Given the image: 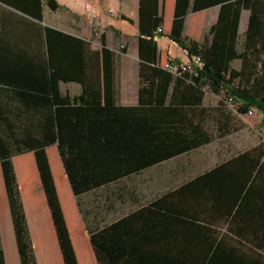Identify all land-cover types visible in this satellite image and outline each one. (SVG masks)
Wrapping results in <instances>:
<instances>
[{
    "label": "trees",
    "instance_id": "trees-1",
    "mask_svg": "<svg viewBox=\"0 0 264 264\" xmlns=\"http://www.w3.org/2000/svg\"><path fill=\"white\" fill-rule=\"evenodd\" d=\"M0 2L40 21L45 7L52 10L58 8L55 0ZM214 6L220 7V14L204 42L186 38L184 31L187 15ZM243 10H249L250 18L244 39L240 41L238 33ZM123 20L131 21L126 18ZM162 24L159 0H152L151 30L145 31L142 24L140 35L154 39L156 30ZM54 33L68 37L49 28L44 32L39 28L36 72L41 81L45 74L46 58L50 70L55 66L51 47ZM1 36L0 32V41ZM169 39L183 49L190 60L200 56L204 61V67L196 68L192 74L193 79L185 85L191 95L188 96L189 100L181 101L182 106L185 103L187 106H195V110H192L195 117L197 111L205 110L200 107L203 88L208 83L215 93L224 92L219 108H212L211 111L230 108L241 116H247L254 109L261 114V125L264 128V0H177ZM100 40L98 50L91 49L90 41L85 45L86 75L84 80H80L84 91L81 97L74 100L80 103L79 106L72 107L69 99L61 98L59 82L66 79L59 71L56 69V72L50 74L49 93L52 97L50 101L55 105L57 134H49L45 140H37L28 146L35 151L41 185L52 212L65 264H78L79 261L59 201L46 153L47 144L58 143L73 189L79 195L83 190L88 191L103 182H110L164 159L198 149L213 140L211 132L204 131L201 123L203 117L198 122L188 120L183 127H174L175 122L165 126L158 122L159 113L177 116L183 111L181 108L165 106L167 84L174 78L171 74L165 78L159 107L116 105L115 64L118 56L107 47L105 32ZM149 44L152 63H155L157 44L153 40ZM8 59L9 53L2 54L0 47V72H3L0 82H35L41 86L38 90L18 89L16 95L26 99L27 96H33L30 94L32 92L47 98L48 91L44 92V84L27 75L34 71L29 70L27 58L15 57L13 61ZM236 61L242 63L239 71L231 69V64ZM8 71L21 73L20 76H11ZM92 71L93 77L97 79L95 91L91 89L87 76L93 74ZM188 75L176 78V90L180 82L186 83ZM157 78L158 71L155 70V82ZM175 94L172 95L171 105L175 102ZM92 96L95 97L94 101H90ZM229 99H232L233 105H230ZM160 138L171 139V142L168 146L154 144L153 148L150 147L148 151L143 149L140 154V142L154 143ZM76 141L86 142L85 146L78 149V153H74ZM13 153L14 150L8 145L4 147V143H0V162L20 264H37L14 169ZM81 153L88 154V157ZM76 166L78 169H74ZM74 171H85L93 177L78 179ZM98 172H105V178L96 175ZM171 196V215L164 216L156 212V215L147 216L144 211H140L102 229L87 225L99 264H264V141L191 178ZM179 208L184 215L178 214ZM5 261L0 241V264H6Z\"/></svg>",
    "mask_w": 264,
    "mask_h": 264
},
{
    "label": "crops",
    "instance_id": "crops-1",
    "mask_svg": "<svg viewBox=\"0 0 264 264\" xmlns=\"http://www.w3.org/2000/svg\"><path fill=\"white\" fill-rule=\"evenodd\" d=\"M55 1L58 8L52 10L45 7L41 21L0 2V32L2 35L0 47L2 54L9 53L8 60L13 61L15 57H26L29 70L36 72L39 28L41 27L43 32L49 28L68 36L65 38L60 37L57 33L52 34V59L55 66L50 70L48 58H46L45 74L42 81L37 72L27 74L34 81L37 80L44 84V92L48 91L47 98L32 92L30 94L33 96H27L26 99L16 95L18 89L32 90L35 88L34 91L38 90L37 88L41 86L35 82L30 81L27 84L0 82V143H4V147L8 145L11 150H14L12 154L14 169L22 194V202L37 264H65L66 261L60 248L61 245L47 196L41 185L42 181L35 151L28 146L37 140H45L49 134H57L55 105L50 101L52 97L49 93L50 74L56 72V69L66 79L59 82L61 98L69 99L72 107L80 105L74 100L81 97L84 91L80 80H84L86 75L85 45L90 41L91 49L98 50L96 41L92 39L96 31L89 26L88 12L91 10L96 15L100 20L97 21L98 24L100 23L104 27H113L112 36L116 31L121 37V41L128 43L125 45V51L114 49L109 46V33L104 31L107 47L118 56L115 64L117 74L115 99L116 105L119 107L138 108L155 105L159 107L162 101L165 78L167 74L170 75L164 68V62L187 63L190 60L187 53L169 39L177 0H159L163 31L162 33L155 32L154 39L140 35L142 24H144L145 31L151 30L152 0ZM103 5H107V8H110L117 19L107 18L104 14ZM219 14L220 7L217 6L202 12L190 13L186 17L184 36L203 43L211 27L217 22ZM123 18L131 21L123 20ZM249 18V10H243L238 33L240 41H243L247 32ZM90 25H93L92 21ZM152 40L157 44L155 63H152L151 53L148 49ZM81 42L82 44H80ZM241 65V61H236L231 64V69L239 71ZM155 70L158 71L156 82L154 80ZM195 70L187 73L189 75L186 83L180 82L178 90L175 87L176 78L179 76L171 74L174 78L167 84L165 106L167 108L170 106L181 108L183 111L177 116L174 115L175 117L166 112L159 113L158 118L160 120L158 122L164 126L175 122L174 127H183L188 120L198 122L200 117H203L201 123L204 126V131L211 132L213 136V140L204 146L167 160L164 159L159 163L134 173H128L110 182H103V184L88 191L83 190L81 194L77 195L73 189L67 166L60 154L58 143L50 142L47 144L46 153L52 167L56 190L79 261L78 264H99L87 225L102 229L140 211H144L147 216L156 215V212L164 216L171 215L170 203L173 201L171 194L176 189L181 188L191 178L214 168L221 161L259 143L253 141L247 147L240 149L236 143L229 142L228 138H233V134L245 126L243 121L246 122L245 118L249 116H241L230 108L211 111L212 108H219L224 92L215 93L208 83L204 85L202 107H200L205 110L197 111L195 117L194 111H192L195 110V106H187V103L184 106L181 105V101L185 102L190 99L188 96L191 93L185 85L193 79L192 74L195 73ZM1 73L3 72H0V75ZM7 73L11 76H20L21 72L8 71ZM92 73L87 76H89L91 89L95 91L97 90V79L96 76L93 77V71ZM97 74L98 70H96ZM174 93H176V98L171 105ZM94 99V96L90 97V101H94ZM246 129L248 128L245 127ZM218 140L227 142L221 144L224 145L221 151H212L211 155L200 153ZM170 142L171 139L167 138H160L154 143H150V141L140 142L142 147L140 154L143 149L148 151L154 144L168 146ZM84 144L86 142L76 141L75 146H77L74 148V153H78V149L85 146ZM80 155L88 157V154L81 153ZM209 156L212 158L210 157V163L207 164ZM1 166L0 162V241L4 250L5 263L20 264L21 259L17 248L15 228ZM74 169H78V167L76 166ZM96 175L100 176L101 179L105 178V172H98ZM74 176L78 179L81 177L91 179L93 177L92 174L85 171H74ZM178 214L184 215L180 208ZM222 230L224 231L225 227Z\"/></svg>",
    "mask_w": 264,
    "mask_h": 264
},
{
    "label": "rangeland",
    "instance_id": "rangeland-1",
    "mask_svg": "<svg viewBox=\"0 0 264 264\" xmlns=\"http://www.w3.org/2000/svg\"><path fill=\"white\" fill-rule=\"evenodd\" d=\"M104 10H105V16L107 18H116V16H114L112 14V11L110 10V8H107V5H103ZM119 18V16H118ZM88 21H89V26L90 28L93 27V29H95L96 33H94V36L92 37L93 40H97L96 43H100L101 42V35L103 34L104 31H106V33H109V46L113 47L114 49L123 51L125 49V45L128 44L127 42H123L121 41V37L118 36V33L116 31H114L113 36L112 34V28L110 26L104 27L103 25H100V23L98 24L97 21H100L96 15L91 12H88ZM93 22V25H90V22ZM120 37V38H118ZM246 122L243 121V124L245 125L244 127L240 128L239 131H237L236 133L233 134V138H228L229 142H233L236 143L240 149H243L245 147H247L248 144L252 143L253 141H257V142H261L264 141V128L261 125V114L258 113H254L253 116L247 117L245 118ZM245 127L248 128L245 130ZM227 143L224 140H218L212 144H210V146L206 147L205 149H203L202 151L204 152H200V153H207L208 155H211L210 153L213 151H221L222 147H224V145L222 146L221 144ZM226 145V144H225ZM229 145V144H228ZM202 155V154H201ZM211 156L208 157V162L207 164L210 163V158Z\"/></svg>",
    "mask_w": 264,
    "mask_h": 264
},
{
    "label": "built area",
    "instance_id": "built-area-1",
    "mask_svg": "<svg viewBox=\"0 0 264 264\" xmlns=\"http://www.w3.org/2000/svg\"><path fill=\"white\" fill-rule=\"evenodd\" d=\"M163 27H159L156 32L162 33ZM97 41V40H96ZM100 43H96V46L99 47ZM204 67V61L200 56H195L192 60H189L187 63H178L175 61H166L164 62V68L165 70L170 74H175L177 76H184L185 74L191 72L192 70L199 68L202 69ZM230 105H233L232 99H229L228 101ZM236 107V106H235ZM256 111L254 109L250 110L247 113V116H253Z\"/></svg>",
    "mask_w": 264,
    "mask_h": 264
}]
</instances>
